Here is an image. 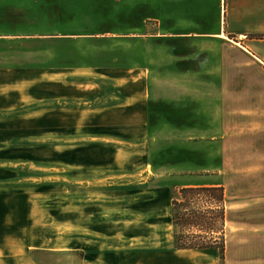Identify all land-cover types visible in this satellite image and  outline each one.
Wrapping results in <instances>:
<instances>
[{
    "label": "crops",
    "instance_id": "0c3cea01",
    "mask_svg": "<svg viewBox=\"0 0 264 264\" xmlns=\"http://www.w3.org/2000/svg\"><path fill=\"white\" fill-rule=\"evenodd\" d=\"M10 5L22 8L12 28L27 31L0 34V264H70L69 254L75 264H220L216 251L174 248L171 204L166 217L160 211V243L138 245L150 243L144 235L139 243L119 245L117 236L135 240L137 233L114 226L112 204L100 205L86 222L85 209L77 204L74 213L57 192L63 182L52 180L53 171L66 179H109L133 170V155H145L143 163L153 169L170 166L148 160L150 124L177 130L179 122H211L213 111L202 118L192 96L179 95L177 104L160 98V90L192 91L196 83L188 80L205 78L208 70L264 71V0ZM100 185L115 192L134 184ZM154 213L140 212L141 223L159 219ZM162 221L171 228L168 238Z\"/></svg>",
    "mask_w": 264,
    "mask_h": 264
},
{
    "label": "rangeland",
    "instance_id": "374dc122",
    "mask_svg": "<svg viewBox=\"0 0 264 264\" xmlns=\"http://www.w3.org/2000/svg\"><path fill=\"white\" fill-rule=\"evenodd\" d=\"M12 2L14 0H0V34L10 29L27 31L19 26L12 28L11 19L22 12V8L10 5ZM220 71L208 70L205 78L188 80L196 83L192 91L160 90V98L176 103L179 95L185 100L192 96V105L197 106L202 118L206 111L207 114L213 111L211 122H179L180 130H174L171 124H150L152 150L148 160L155 166H170L153 169L143 163L145 155L143 160L133 155V170L117 172L109 179L88 174L82 179H66L60 170H54L52 180L61 177L63 184L57 192L68 197L70 210L76 213L79 204V209H85V220L89 222L101 206L112 204L116 217L114 226L135 231L133 238H139L130 240L117 236L121 241L118 244L139 243L140 237L147 235L150 243L138 245L150 246L160 243V211L163 218L169 214L168 204L173 193L190 185H221L226 193V222L225 259L220 264H264V71L245 70L244 74L236 76ZM224 82H231L232 87L221 90ZM37 140L39 145L44 142L40 137ZM188 148L192 150L191 156L185 153ZM163 152H166L165 157L161 156ZM184 158L193 162L189 165ZM108 180L111 189L119 183L134 185L116 188L114 192L100 185ZM161 188L166 189V194L160 202ZM141 190L146 192L139 193ZM148 210L155 212L154 217L158 215L159 219H145L141 223L145 215L140 212ZM161 226L165 238L170 237L171 228L168 229L164 221ZM55 260L52 259L51 264H58ZM68 262L75 264L73 254H69Z\"/></svg>",
    "mask_w": 264,
    "mask_h": 264
},
{
    "label": "trees",
    "instance_id": "16d2710c",
    "mask_svg": "<svg viewBox=\"0 0 264 264\" xmlns=\"http://www.w3.org/2000/svg\"><path fill=\"white\" fill-rule=\"evenodd\" d=\"M226 193L221 185L186 186L171 196L173 245L216 251L225 259Z\"/></svg>",
    "mask_w": 264,
    "mask_h": 264
}]
</instances>
